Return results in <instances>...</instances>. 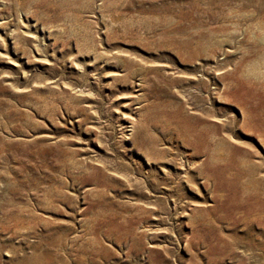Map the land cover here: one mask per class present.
I'll return each instance as SVG.
<instances>
[{"label": "rangeland", "instance_id": "rangeland-1", "mask_svg": "<svg viewBox=\"0 0 264 264\" xmlns=\"http://www.w3.org/2000/svg\"><path fill=\"white\" fill-rule=\"evenodd\" d=\"M0 264H264V0H0Z\"/></svg>", "mask_w": 264, "mask_h": 264}, {"label": "bare ground", "instance_id": "bare-ground-1", "mask_svg": "<svg viewBox=\"0 0 264 264\" xmlns=\"http://www.w3.org/2000/svg\"><path fill=\"white\" fill-rule=\"evenodd\" d=\"M33 37H35L33 35ZM117 116H122L121 112L117 111ZM131 128H126V125H123L121 127L120 131V139L127 141L129 140V136L127 131H129ZM168 154V153H167ZM167 156V155H166ZM172 159V158H171ZM157 166V165H156ZM198 166L197 163L192 158V154L189 152H183L181 153L179 159L171 163L169 171V176L171 177L170 181H166L164 185L161 186V192L166 194L171 193V183H178V184H184L188 185V178H192L191 171H193ZM199 167V166H198ZM158 168L161 170V173H163L164 167L158 166ZM165 176V173H164Z\"/></svg>", "mask_w": 264, "mask_h": 264}]
</instances>
